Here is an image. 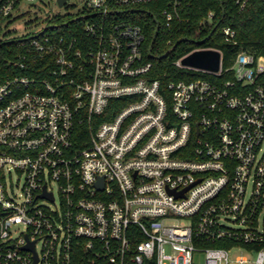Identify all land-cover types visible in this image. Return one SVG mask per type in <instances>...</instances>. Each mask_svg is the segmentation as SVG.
Returning a JSON list of instances; mask_svg holds the SVG:
<instances>
[{"label":"built area","instance_id":"built-area-1","mask_svg":"<svg viewBox=\"0 0 264 264\" xmlns=\"http://www.w3.org/2000/svg\"><path fill=\"white\" fill-rule=\"evenodd\" d=\"M69 1L0 84V264H264V51L166 84L134 14L171 30L189 0Z\"/></svg>","mask_w":264,"mask_h":264},{"label":"trees","instance_id":"trees-1","mask_svg":"<svg viewBox=\"0 0 264 264\" xmlns=\"http://www.w3.org/2000/svg\"><path fill=\"white\" fill-rule=\"evenodd\" d=\"M0 1L6 3L9 0ZM15 1V8H18L19 2ZM210 13L215 14L212 26L208 21ZM134 17L135 22L143 27L146 34L145 58L154 63L153 78L162 79L166 84L173 80H215L216 77L212 74L176 65L178 60L198 48L222 50L223 65L226 68L234 64L235 55L239 50L264 51V0H251L244 11H240L234 0H189L181 20L176 22L171 30L165 28L163 16L155 5L138 8ZM11 18L12 16L0 17V84L10 78L25 75V71L15 66L21 51L18 47L19 40L11 39L5 31L6 22ZM61 20L63 17L55 16L49 23ZM158 24L160 32L154 42L153 56H150L149 48ZM225 25H230L238 31V46L234 47L225 42L222 34ZM184 38L186 40L181 41ZM230 78L231 74L225 77ZM3 178L4 175L0 171V180Z\"/></svg>","mask_w":264,"mask_h":264},{"label":"rangeland","instance_id":"rangeland-1","mask_svg":"<svg viewBox=\"0 0 264 264\" xmlns=\"http://www.w3.org/2000/svg\"><path fill=\"white\" fill-rule=\"evenodd\" d=\"M69 3L76 5V11L83 8V0H70ZM57 11L67 13L66 9L58 5L57 0H37L34 3H24L6 22L5 31L11 39L32 36L41 32L45 28L46 18ZM197 260L204 263V256L198 257Z\"/></svg>","mask_w":264,"mask_h":264},{"label":"water","instance_id":"water-1","mask_svg":"<svg viewBox=\"0 0 264 264\" xmlns=\"http://www.w3.org/2000/svg\"><path fill=\"white\" fill-rule=\"evenodd\" d=\"M67 0H58L59 6H64ZM216 29V28H215ZM160 32V25H157L156 32L154 34L153 42L149 48V55H152V50L154 46V42L156 41L158 35ZM186 40L185 38L182 39L181 41ZM162 58V57H160ZM221 53L217 50H197L188 56H186L181 64L184 67H189V68H194V69H199V70H204V71H209V72H217L220 70L221 67ZM98 186L103 189L104 185L103 183H98Z\"/></svg>","mask_w":264,"mask_h":264}]
</instances>
